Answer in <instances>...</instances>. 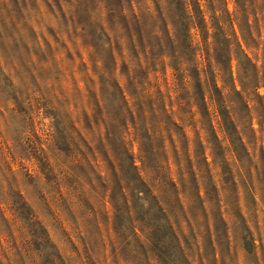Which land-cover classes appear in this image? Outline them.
<instances>
[{"label":"rangeland","instance_id":"obj_1","mask_svg":"<svg viewBox=\"0 0 264 264\" xmlns=\"http://www.w3.org/2000/svg\"><path fill=\"white\" fill-rule=\"evenodd\" d=\"M263 150L264 0H0V264H264Z\"/></svg>","mask_w":264,"mask_h":264},{"label":"trees","instance_id":"obj_2","mask_svg":"<svg viewBox=\"0 0 264 264\" xmlns=\"http://www.w3.org/2000/svg\"><path fill=\"white\" fill-rule=\"evenodd\" d=\"M229 130V129H228ZM239 141H240V144L242 145V146H245V143H244V141H243V138L240 136L239 137ZM263 156H264V150H263ZM264 158V157H263ZM131 159H132V166H133V168H135L137 171H138V179L141 181V183L143 184V185H145L146 187L148 186L147 185V183L144 181V179L141 177V173H140V167H138V165L135 163V159L133 158V157H131ZM169 182H171L173 185H176V183H174L173 182V180L172 179H169L168 180ZM147 190H148V195L147 196H144V197H142V199L144 200V202H145V205L143 206L144 207V209L146 210V211H149V208H151V205L154 203V205H155V207L157 208V210H158V212H159V214H160V216H161V221H162V223H164L163 225H161V227H162V230L164 231V226H166L167 227V229L166 230H168V233L169 234H171L172 236H173V238L175 237L176 239H177V246H178V248L179 249H182V247H181V242H180V240H179V236H177V234H176V232H175V228H174V226H173V224L170 222V220H169V217H168V213H167V211H166V209H165V207L163 206V204L161 203V201L158 199V197L155 195V194H153V192H152V189L149 187H147ZM200 187H199V190H198V196H199V198L200 199H202L203 197H202V195L200 194ZM178 196V198H179V202H180V204H181V207H182V209H184V205L182 204V200H181V197H180V193H178L177 194ZM147 204V205H146ZM136 226H134V236H138V234H137V232H136ZM161 230V229H160ZM142 231L145 233V229H142ZM49 238V237H48ZM48 240V239H47ZM49 241V240H48ZM57 257L63 262V264H66L65 263V261H64V259H63V257L61 256V254L60 253H58L57 254ZM149 257L147 256V259H148Z\"/></svg>","mask_w":264,"mask_h":264}]
</instances>
